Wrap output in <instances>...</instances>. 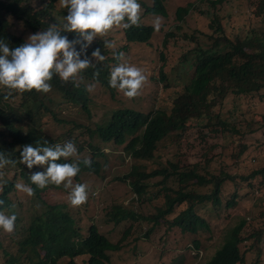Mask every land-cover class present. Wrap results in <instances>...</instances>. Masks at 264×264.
I'll list each match as a JSON object with an SVG mask.
<instances>
[{"label": "trees", "instance_id": "trees-1", "mask_svg": "<svg viewBox=\"0 0 264 264\" xmlns=\"http://www.w3.org/2000/svg\"><path fill=\"white\" fill-rule=\"evenodd\" d=\"M167 1L150 0L152 4L149 6L145 0H138L144 8V12L140 14V26L116 28L107 37L95 39L87 49V57L94 66L81 72L76 81L70 80L65 83L58 75H54L50 81L52 90L47 94L35 90L23 93L10 92L9 89L0 86V152L16 161L14 167L21 168V172L18 173L13 171L12 165H8L3 169L4 176L0 178V200L5 202L0 206V210H6L9 214L14 212L17 216L15 230L12 233L0 229L1 262L55 264V257L59 252L57 246L59 239L66 244L70 257H73L75 249L69 245L71 239L79 235L74 229L73 220L61 211L62 203L57 201L52 202L57 205L48 203L55 196L61 197L63 193L68 192L63 191V185L57 187L49 184L40 189L31 183L28 174L43 172L47 166L37 165L29 169L26 164H21L20 154L23 146L29 144L34 147L43 146L45 141L48 142V146H54L71 141L76 145L79 154L84 148L81 144L78 145L73 133L83 130L89 136V141L99 138L105 144L125 145L131 138L125 146V153L131 155L135 162H149L157 160L160 144L170 138L174 139V143L181 144L191 127L204 131L212 129L222 135H246L247 132H242L243 128L236 118L228 121L221 117L218 106L230 95L252 98L264 92V35L244 39L235 35L234 38H230L217 16L211 20L210 27L214 34L210 36L212 44L209 47L198 44L194 35L182 34L179 31L180 27L177 28L176 34L168 32L164 36L160 35L158 32H162V28L156 31L149 21L157 17L168 18ZM224 1L201 0L212 8L222 5ZM263 4L264 1L260 3V9ZM193 11H196L193 4L179 7L176 11V20L183 23ZM67 14L68 10L60 6L59 0H0V40L14 49L25 43L31 34L47 30L53 24L62 26ZM203 14L208 16V13ZM112 33L116 37L112 36ZM61 34L67 36L70 41L81 39L75 32ZM158 35L163 38L161 49L157 50L158 56L164 62L158 76L155 75L156 69H150L145 63L134 65L145 69L148 77L145 84L147 92L149 88L151 91L158 85H162L166 91L179 81L184 82L182 88L175 92L168 108H158L147 101L145 104L149 106L148 110H142L143 106L136 107L137 110L128 107L114 110L112 104L117 97L121 103H127L124 98L133 105L137 97L126 98L109 86L111 69L121 62L133 61L131 55L139 54L143 47L152 48V41ZM104 39L114 41L116 48H105ZM180 41L183 43L179 44ZM75 47L80 51L79 44ZM97 48L105 56L103 61L96 62L91 56ZM121 52L124 53V61L117 60L114 55ZM175 56H178L176 60ZM84 58L82 54L81 59ZM191 60H194L192 64L189 63ZM167 62L171 64L166 65ZM190 70H193V73L189 77ZM171 73L176 75L173 79L169 75ZM93 84L95 87L89 92L87 87ZM102 102L112 110L111 117L92 114L93 108L104 107ZM216 107L219 110L214 112ZM77 115H83L88 122L94 119L95 128L85 127L71 120V116ZM47 123L66 128L67 132L54 138L45 131ZM98 146L94 141L88 143L93 155L90 158L91 167L86 166L83 163L85 159H80L78 154L68 160L62 158L58 163L79 165L80 172L74 177L76 182L80 181L82 174L99 175L100 161L106 160V156ZM178 155V152H175L171 158L177 159ZM169 161L171 160L167 161L165 168L149 173L145 172L146 167L137 164L119 180L127 183L137 198L145 199L149 188L148 181L161 177L165 185L154 197H160L163 192L165 203L152 219L155 224L161 219H167L168 216H174L170 221L171 226L180 229L182 233L197 235L200 231L208 230V222L197 209L204 204H210L215 210L220 208L223 205L224 187L227 183L237 187L236 177L229 173L214 174L215 172L210 170V161H207L205 166L196 163L194 166L183 167L179 161L174 163ZM258 176H264V169L253 172L250 179ZM21 179L35 191V195L28 197V208L23 211L22 202L15 203L9 200L16 194L15 185L20 183ZM169 181L175 184L169 185ZM197 188L209 189V192L202 194L197 192ZM238 199L240 191L236 189L231 199L227 201L226 208L228 210L234 208ZM38 204L43 205L45 213H39L36 206ZM12 205H15L14 209L11 208ZM181 206L185 208L177 213V208ZM112 209L111 217L116 224L128 219L121 207L115 205ZM247 227L251 228V233L244 237L243 233ZM253 238L258 241L264 239V224L253 226L242 218L237 225L226 231L223 245L206 264H245L247 252L242 243ZM89 240L93 242L94 251H97L91 264H104L105 255L102 251L113 247L105 244L107 241L104 238H101L100 242L90 238ZM195 246L199 248L198 243Z\"/></svg>", "mask_w": 264, "mask_h": 264}, {"label": "rangeland", "instance_id": "rangeland-1", "mask_svg": "<svg viewBox=\"0 0 264 264\" xmlns=\"http://www.w3.org/2000/svg\"><path fill=\"white\" fill-rule=\"evenodd\" d=\"M262 1L264 0H225L222 5L212 8L207 3L201 2V0H168L166 2L168 18L159 17L162 32H158V34L163 36L168 32L176 34L177 28L180 27L179 31L182 34L194 35L198 44L209 47L212 44L210 36L212 37V34H214L210 27L211 20L217 16L230 38H234L235 35H239L243 39L253 36L262 37L264 35V4L260 9ZM145 2L149 6L152 4L150 0H145ZM189 4H193L196 11L187 16L183 23L178 22L176 20L177 9L186 7ZM143 12L144 8L141 7L140 14ZM203 13H208V16ZM155 19L149 22L153 24ZM111 35L115 36L114 33ZM160 35L153 39L152 48L143 47L139 54L131 55L136 63H145L150 69H156V76H158V72L164 65L157 51L161 49L163 42ZM178 41L177 39L176 42ZM182 43V41L179 42V44ZM177 58L178 56H175L174 60ZM193 61L191 60L189 63L192 64ZM170 64L171 62L166 63V65ZM181 66H183V63ZM192 73L193 70L188 71V76L190 77ZM169 75L172 79L176 76L174 73ZM183 84V81L174 83L166 91L163 90L162 85H158L151 91L149 88L148 92L146 86H144L141 92L143 95L140 94L137 97L136 102H134L135 105L124 98L123 100L127 103L123 104L117 97L113 101L112 108L115 110L128 107L137 110L136 107L143 106L142 110H148L149 106L145 104L147 101L158 108H168L171 106L175 92L182 88ZM102 105L103 108H93L92 114L111 117L112 110L104 102H102ZM218 107L220 108L221 117L228 121L236 118L243 128L242 132H247L246 135H222L221 133H215L212 129L204 131L201 129L195 130L191 127L181 144L174 143L173 138L160 144L157 151V160L155 161L135 162L136 160L131 155H127L125 146L131 141V138L128 139L125 145L117 146L113 143L105 144L99 138L89 141V136L83 130L73 133L78 145L81 144L84 148L83 153L78 155L79 157L90 159L91 153L88 152V143L91 141L99 145L106 156V160L100 161L101 171L99 176L95 174L83 175L82 183L88 185V194H93V198L81 211L71 210L74 215L84 213L88 218L101 221V218L110 210L113 204L127 205L132 199V190L121 183L119 179L128 174L131 168L137 164L146 167L145 172L149 173L165 168L169 159L171 160L169 162H181V167L194 166L196 163L205 166L207 161H210V170L215 172L214 174L229 173L236 177L237 187L230 183H227L224 187L223 205L220 208L215 210L210 204H204L197 209V212L202 214L208 222V230L200 231L197 235L182 233L180 229L171 226L170 221L173 220L174 216L161 219L155 225L153 222L144 220L143 222L130 221L128 224L132 225L136 231L135 246H132V244L131 248L123 253L124 258L121 261H115L113 264H206L223 245L226 231L237 225L242 218L253 226L264 224V176L250 179L253 172L264 169V92H260L252 98L230 95ZM219 108L216 107L213 111L217 112ZM70 118L79 125L95 128L94 119L88 122L83 115L71 116ZM45 131L54 138H58V136L67 132V129L54 123H47ZM175 152L179 154L177 159L171 158ZM12 168L15 172H21V168ZM31 174L28 175L31 176ZM169 182V185L174 183L173 181ZM20 183L28 185L22 179ZM148 184L146 200H140V206L131 204L130 209L137 215L152 220L157 215V211L164 207L163 192L160 197L155 198L154 196L159 190H163L165 184L162 183L161 177L149 180ZM236 189L240 191V199H238L234 208L228 210L226 203L231 199ZM196 190L202 194L209 192V189L204 188H197ZM63 194L61 197L55 196L48 203L52 204V202L57 201L66 204L68 196L65 193ZM28 197L29 195L16 189V194L9 200L15 203L22 202L21 211H23L28 208ZM44 198L47 200L46 197ZM36 206L39 213L46 212L42 204ZM184 208L185 206L178 207L177 213ZM126 226L118 233L111 234L110 241L112 243H117L122 239V233L127 228ZM153 226L152 231L146 236L147 230ZM250 233L251 228L247 227L243 235L246 237ZM196 243L199 244L200 253H195L191 248V245L195 246ZM242 246L247 252L245 264H264V239L258 241L253 238L242 243ZM260 252L263 256L259 254ZM117 255L119 254H112L111 257L114 258ZM260 257H262L261 260ZM82 258L77 259L81 264H86L85 261H80ZM0 264H6V262L0 260ZM60 264H66V261Z\"/></svg>", "mask_w": 264, "mask_h": 264}, {"label": "clouds", "instance_id": "clouds-1", "mask_svg": "<svg viewBox=\"0 0 264 264\" xmlns=\"http://www.w3.org/2000/svg\"><path fill=\"white\" fill-rule=\"evenodd\" d=\"M59 4L68 10L62 26L53 24L47 30L31 34L25 43L14 49L0 40V86L9 89L10 92L23 93L35 90L47 94L52 90L50 81L54 75H58L65 83L70 80L76 81L81 72L94 66L87 57V49L95 39L107 37L116 28L140 26L141 5L138 0H59ZM153 27L156 31L160 30L161 20L159 17L153 22ZM62 32H75L81 39L70 41L67 36L61 34ZM76 44L80 45V51L76 50ZM104 47L115 49L116 43L104 39ZM82 54L84 59H81ZM114 55L117 60L124 61V53H114ZM91 56L96 62L105 59L99 48L95 49ZM134 63L136 62L119 63L111 69L109 78V86L129 99L138 97L148 80L144 72L145 69L135 66ZM94 87V84L89 85L87 90L91 92ZM37 145H39V141ZM98 147L101 149L100 146ZM82 153L83 151L79 154ZM77 154V147L71 141L54 146H48V142L45 141L43 146L34 147L30 144L23 146L20 163L26 164L29 169L37 165L47 166L45 171L31 174L30 180L33 185L40 189H44L49 184H54L57 187L63 185V191L68 192L67 203L61 204V211L73 220L74 229L79 235L73 237L69 245L75 249L73 257H70L66 244L59 239L57 244L59 252L56 254L55 264L64 261L66 264H81L77 259L79 257H83L80 261L91 264L95 260L97 251H94L93 242L89 238L99 242L101 238H104L107 241L105 244L113 247V249L106 248L102 251V254L105 255L104 264H113L115 261H121L124 258L123 253L127 252L132 244L135 246L136 231L128 223L130 221L143 222L144 220L153 222L155 225V222L154 220H145V217L137 215L130 209L131 204L140 206V200H142V198H137L133 191L132 199L127 205L113 204L101 218V221L88 218L84 213L74 215L71 210L81 211L93 198V194H88V185L82 183L85 174H82L79 182L74 180V177L80 172L77 163H58V161L62 158L68 160ZM92 157L91 153L90 158ZM79 158L85 159L83 163L91 167L92 162L89 158ZM15 163L16 161L7 158L0 152V178L4 176L3 169L8 165L14 167ZM120 182L130 188L127 183ZM15 187L18 191L29 196L35 195L34 189L29 185L17 183ZM4 203L3 200H0V206H3ZM115 205L125 211L128 216L126 221L118 224L113 221L111 217L112 207ZM11 208L14 209L15 205H12ZM16 220L17 216L14 212L9 214L6 210H0V229L3 231L12 233L15 230ZM125 225L127 228L122 233V239L117 243H112L110 241L111 234L118 233L125 228ZM153 228L154 226L147 230L146 236ZM191 248L195 253L201 251L194 245H191ZM112 254L119 255L112 258ZM42 255L44 256L43 252Z\"/></svg>", "mask_w": 264, "mask_h": 264}, {"label": "bare ground", "instance_id": "bare-ground-1", "mask_svg": "<svg viewBox=\"0 0 264 264\" xmlns=\"http://www.w3.org/2000/svg\"><path fill=\"white\" fill-rule=\"evenodd\" d=\"M194 199V198H193ZM220 210V209H219ZM154 213V212H153ZM236 218V217H235Z\"/></svg>", "mask_w": 264, "mask_h": 264}]
</instances>
